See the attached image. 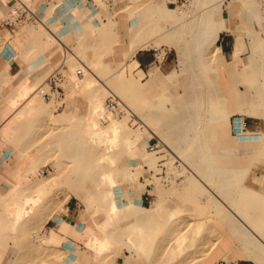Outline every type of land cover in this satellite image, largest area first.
Returning <instances> with one entry per match:
<instances>
[{
  "label": "crops",
  "instance_id": "obj_1",
  "mask_svg": "<svg viewBox=\"0 0 264 264\" xmlns=\"http://www.w3.org/2000/svg\"><path fill=\"white\" fill-rule=\"evenodd\" d=\"M11 2L0 0V264L10 262L28 229L49 222L47 262L264 264V0H195L190 25L176 16L178 0H130L141 7L110 16L95 0H33L36 16L15 31L2 22ZM65 44L93 65L131 70L127 86L140 80L144 88L142 107L127 116L114 149L126 157L112 152L111 173L96 176L95 207L66 186L67 152L78 165L86 156L84 96L67 94L61 109L20 97L58 64ZM153 45L168 48L165 60ZM128 97L140 100L134 91ZM186 110L191 122L168 126V117ZM160 135L189 152L194 170L175 191L156 175L168 154L148 149ZM58 161L62 173H39ZM43 190H57L61 207L48 202L23 218L24 202ZM41 213L40 225L34 218ZM93 231L95 246L106 250L90 248Z\"/></svg>",
  "mask_w": 264,
  "mask_h": 264
},
{
  "label": "rangeland",
  "instance_id": "obj_2",
  "mask_svg": "<svg viewBox=\"0 0 264 264\" xmlns=\"http://www.w3.org/2000/svg\"><path fill=\"white\" fill-rule=\"evenodd\" d=\"M95 1L99 6H101L103 8V12L107 13L109 16L111 14L117 13L121 7V6H119V8L117 7V9L116 8L115 9H108L101 4V0H95ZM28 2L31 3L32 7H33V0H28ZM139 7H141V6L136 5V9L137 8L139 9ZM195 7L196 8H195L194 14L191 17H187L186 15L181 14L179 12V9L176 8V16H177L178 20L180 22L186 24V25H190L191 22H189V21L194 20L196 18L197 13L199 12V6H197L195 4ZM263 21H264V19H263ZM263 21H262V23H263ZM25 23L26 22H24V24H22L21 26H24ZM124 24L127 25L125 22V18H124ZM137 28L138 27L136 26L133 29L135 31H137ZM131 31H132V28H131ZM131 31H129V32H131ZM261 35L264 37V34H261ZM187 40H192V38L188 37ZM62 48H63V56H62L61 60L64 58V50H69L68 51L69 55H67L69 58V73L67 72V74L69 75V77L71 79L81 80V82H82V83L80 82L78 85L70 86L69 90H68L69 91L68 94H70L71 96H74V97L78 96L79 94L84 96L85 100H84L83 106H84V109L86 112V128H87V130H86L87 145H86V150H85L86 156L85 157L81 156V165H78L79 157L77 155L73 156L74 152H67V154L69 156L67 155L65 157V158H67L64 160L65 163L67 164V166H65V175L68 176L69 178H71V180H72L68 184H66V183L65 184H66V186H68L70 188V191L73 194H76L78 196L81 195L82 199H80V200H82V202H85L88 206L95 207V206L100 204V202H98L100 200L96 201V198L93 196V194L99 188H101V185H102L101 183H97L95 181L96 176L99 175L100 173H106V171L108 173H111L112 170L109 167L106 168L107 167L106 163L109 164L111 162V160H112L111 153L112 152L119 153L118 156H119L120 161L126 157V152H124V151L116 152L114 149L116 148L117 144L122 141V139L124 137V130H125L124 128H125V124L127 123V119H126L127 116L121 117V118H113L112 117L111 119L104 121L102 119V114L104 112L103 111V103H104L106 97L110 93H116L128 103V105L130 106V108L132 110L137 111L139 113V111H140L139 108H141L142 104H143L141 102L143 101L142 99H143L144 88L141 85L140 80L134 81V83L135 82L137 83L134 87H133V85H132V87L127 86V83H126L127 75L129 73H132L131 70H129V69H124V70L120 69L119 73L117 74L116 70L115 71L110 70L109 68H107V66H103L102 62H99L96 65H93L92 63H90L89 59H87V58L83 59L82 55H80L78 52L73 51L72 48H70L66 44L63 45ZM83 62L85 63V75L77 76L75 74V69L77 66H81V64ZM86 66L89 69L87 71V73H86ZM47 75L42 79L41 82H43L46 79ZM115 79L117 81H119L120 88L118 87V84L114 83L116 81ZM85 80H91V81L86 83ZM37 85L24 88L20 97L28 98V96H30V97H33L32 102H35V103L38 102V104H43V103L46 104L47 103L50 106H53L54 109H56V105H54L53 103L45 101L38 93L35 92V87ZM171 89L175 90L174 88H171ZM180 89H183V88H179V90ZM184 89H186V88H184ZM133 91L135 92V95L139 94L140 100L136 99V101H138L140 103H138V102L134 103L133 100L129 99L128 95H130V92H133ZM128 92H129V94H128ZM59 109H61V108H59ZM59 111H61V110H59ZM114 119L122 121L123 125L116 132H113V131L108 132L106 129H107L108 125H110V123ZM161 136L163 137V135H160V136H157V138H160L166 142L165 138L164 137L162 138ZM166 144H168L172 148V146L168 142H166ZM82 152H81V154H82ZM171 153H173V154L176 153L179 156H181V158L186 163L187 167L189 169H191V171H192V173H189L188 175L192 176L194 174L193 173L194 170L189 164V159H188L189 153L188 152L187 153L181 152V151L175 150L174 148H172ZM60 158H62V157H60ZM47 160H48L47 157L43 156L40 161L42 163H45ZM62 160L63 159H61V161ZM53 166L56 169L49 176L59 174L60 172L62 173L64 171V168L62 167V163L59 161L54 163ZM44 167H46V166H43L42 168H40L39 173H41V171L43 170ZM42 175L44 176V174H42ZM79 175L85 176V178H84L85 181L83 183H80V184L75 183L77 181V178L79 177ZM45 176H47V175H45ZM74 179L76 180L75 182H73ZM60 184L61 183L58 182L55 185L57 186ZM168 189H170L172 191L177 190V189H174L172 187L168 188ZM178 189H180V188H178ZM53 193H54V198H51V195H53ZM53 193H52V191L43 190L38 195L39 196L38 198H34V199L28 198L26 200V203L24 202L23 207H22L23 214H24L23 218H27V217H25V214H29V215H27L28 217H31L32 215L34 216L38 207H41V206L43 207L48 202L49 203L50 202L51 203L52 202L58 203V205L61 207L63 200L61 198L56 197V195L58 193L57 190L54 191ZM61 194H62V192H61ZM61 194L59 193V197L61 196ZM85 195H86V197H85ZM74 200L78 201V199H74ZM36 204H38L37 207L33 208L34 205H36ZM157 204H158V202H156V205H154V207H157L158 206ZM36 218H38V222L40 225L45 223L46 219H47V217L44 213H41L38 216H36L34 218V220ZM51 224L52 223L49 222V223L45 224V226L44 225L43 226L45 228L46 226L51 225ZM33 229H35V228H33ZM33 229H28L27 234H26L27 238L25 237L26 238L25 242H22L21 245L20 244L18 245L17 251L14 252V255L11 257H10V255L7 256L8 259L11 258L10 262H7V264H15L16 259H18L22 255H25L27 258V261H25L23 264H60L58 262H47L46 256L49 255V253L51 254V252L44 249L43 244L46 243L45 241L48 239V235L46 233H44V234L40 233L41 232L40 228L38 230L37 229L33 230ZM98 237H99L98 232H96V231L95 232L93 231L92 234L87 235V239L88 240L90 239L88 241V243L91 245L90 248L92 250H95V251L96 250H98V251L106 250L105 249L106 247H104L102 244L100 246H95L96 243L98 245L100 244V242H97ZM33 239L37 240L38 242H34ZM72 264H76V263H72Z\"/></svg>",
  "mask_w": 264,
  "mask_h": 264
},
{
  "label": "built area",
  "instance_id": "obj_3",
  "mask_svg": "<svg viewBox=\"0 0 264 264\" xmlns=\"http://www.w3.org/2000/svg\"><path fill=\"white\" fill-rule=\"evenodd\" d=\"M121 0H101V4L108 9H115L119 6ZM98 5V4H97ZM177 8L179 12L187 17H191L195 11V0H178ZM36 16V12L32 4L28 0H12L9 8L5 12L2 22L12 31L20 28L24 22ZM262 32L264 34V21L262 23ZM158 60H165L168 55V48L162 46H152ZM69 50H64V58L58 62L53 70L47 75L46 79L35 87V92L38 93L45 101L56 105V109L63 106L64 99L69 93V87L78 85L81 80H73L67 74L69 68V58L67 55ZM82 62V61H81ZM81 64V63H80ZM77 76L84 74L83 65L77 66L75 69ZM102 119L121 118L133 114V110L128 103L116 93H110L103 103ZM150 151L162 150L168 155V158H162L158 161V170L156 175L161 186L167 188L178 189L184 185L185 178L189 173H192L184 162V160L176 153H171L172 148L160 138L148 144ZM53 165H48L43 168L41 174L50 175L55 171ZM151 205L156 204V198H150ZM51 225L46 226L40 233L48 234ZM225 264H239L238 262H231Z\"/></svg>",
  "mask_w": 264,
  "mask_h": 264
},
{
  "label": "bare ground",
  "instance_id": "obj_4",
  "mask_svg": "<svg viewBox=\"0 0 264 264\" xmlns=\"http://www.w3.org/2000/svg\"><path fill=\"white\" fill-rule=\"evenodd\" d=\"M130 0H123L122 1V4L120 5L121 7L120 8H128L127 10H128V12L130 13V12H133L134 11V9L136 8V6L134 5V6H130L129 7V2ZM117 12V11H116ZM196 39H197V37H196ZM153 46H155V45H153ZM83 64V69H84V74L83 75H85V63L83 62L82 63ZM89 69H88V67L86 66V73H87V71H88ZM67 72L69 73V68L67 69ZM75 74H76V72H75ZM77 75V74H76ZM71 76V75H70ZM72 77V76H71ZM116 80V79H115ZM115 84H118V87L120 88V83H119V81H115L114 82ZM118 95V94H117ZM190 118H191V111L190 110H186V111H181V112H178V113H175V114H173V116L171 117V118H167L166 119V123L168 124V126H171V124H175V123H180L182 120H184V119H188V122H191V120H190ZM123 125V123H122V121H120V120H117V119H114L111 123H110V125H108V127H107V131L108 132H110V131H113V132H116V131H118L119 130V128L121 127ZM176 125V124H175ZM183 127V128H182ZM190 125L188 124L187 126H181V130H180V134H181V136H187V134H188V132L190 131ZM189 153V152H188ZM25 261H27V258H26V256L25 255H22V256H20L18 259H16V262H15V264H23Z\"/></svg>",
  "mask_w": 264,
  "mask_h": 264
}]
</instances>
